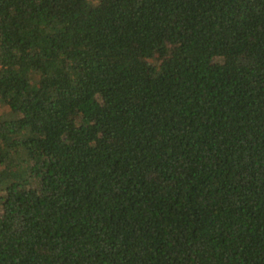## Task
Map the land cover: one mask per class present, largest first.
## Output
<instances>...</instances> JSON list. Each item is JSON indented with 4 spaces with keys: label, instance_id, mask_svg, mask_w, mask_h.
Listing matches in <instances>:
<instances>
[{
    "label": "trees",
    "instance_id": "1",
    "mask_svg": "<svg viewBox=\"0 0 264 264\" xmlns=\"http://www.w3.org/2000/svg\"><path fill=\"white\" fill-rule=\"evenodd\" d=\"M0 264H264V0H0Z\"/></svg>",
    "mask_w": 264,
    "mask_h": 264
}]
</instances>
